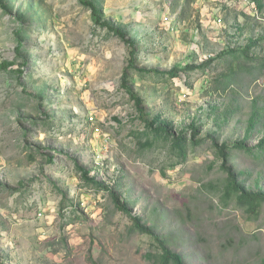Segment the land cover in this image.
<instances>
[{
	"label": "rangeland",
	"instance_id": "374dc122",
	"mask_svg": "<svg viewBox=\"0 0 264 264\" xmlns=\"http://www.w3.org/2000/svg\"><path fill=\"white\" fill-rule=\"evenodd\" d=\"M90 1L134 44L140 69L201 65L260 38L255 60L217 58L174 79L130 72L126 84L150 118L161 115L175 135L195 124L206 140L173 168L169 141L140 146L124 40L96 29L79 0H0V65L11 63L0 67V264H155L146 257L158 252L154 240L131 233V220L107 192L85 186L75 164L114 188L187 264H258L264 206L248 221L235 202L223 205L226 176L209 138L251 148L264 136L262 112L246 139L255 109L264 111V9L257 0ZM229 67L239 74L216 90ZM230 166L249 190L264 191V160L235 151Z\"/></svg>",
	"mask_w": 264,
	"mask_h": 264
},
{
	"label": "trees",
	"instance_id": "16d2710c",
	"mask_svg": "<svg viewBox=\"0 0 264 264\" xmlns=\"http://www.w3.org/2000/svg\"><path fill=\"white\" fill-rule=\"evenodd\" d=\"M79 2L92 12V17L94 19V27L96 29H101L107 31L108 35L116 36L120 38L121 40H124L130 47V59L128 66L125 68L123 72V86L126 89L127 94L129 97L134 101L135 107L137 109L139 117L136 119H140L144 124V132L139 134L140 136H145L146 140L144 143L140 142V146L142 150H145L147 148H152L155 145V142L162 139L165 141H169L171 144V151L172 153H175L178 157V163L172 164L170 167L174 168V165H183L188 159V153L192 150H194L196 147L201 145L206 140L198 139V136L200 135L199 129L195 126V124H192L189 128L183 129L180 133L177 135L172 134L171 130L167 123L162 122L161 115L154 116L150 118V114L144 110L143 107V101L134 94L133 90L127 86V78L131 71H134L139 74H153V75H160L168 77L169 79L179 78L182 74H185L187 77H189L192 73L196 71L205 72L207 68L211 65L212 61H215V59L220 58L223 60H227V58L230 56L232 57V61L228 63V65H231L233 60H238L239 58L243 57L246 59L255 60V58H252L249 56V52L251 49L256 47L260 41V38L257 40L250 41V44L246 47V49H233L227 52H224L220 55H218L216 58L209 60L208 62L201 64V65H186V66H175L173 69H171L169 72H161L158 70H145L140 69L137 67L136 64V55L137 51L134 46V44L128 40H126L125 34L122 30L114 27L109 22L103 21L102 19V12L98 8L97 5H95L90 0H79ZM258 8L260 11L264 9V1L263 0H257L256 1ZM264 39V36H262ZM23 47V43L18 45V51ZM11 63H3L0 65L1 68H7L10 66ZM245 67V68H244ZM240 66L238 68V72H245L248 74L253 73V69L255 67H246V66ZM241 69V70H240ZM260 69H264V61L262 62ZM240 70V71H239ZM233 68L229 67V72L226 74H223L219 80H217V85L215 86L216 90L223 89L225 90L228 88L232 82L234 81V78L239 74ZM20 76H23V71L20 72ZM263 110L255 109V112L253 114L252 119L250 120L249 127L247 129V136L246 139H248L252 133V131L256 127V119L260 118L262 116ZM150 118V119H149ZM117 121L118 125H120V121L118 119H115ZM188 130H191L192 135L188 136ZM136 134V133H134ZM137 135V134H136ZM152 137V139H150ZM211 141L212 148L215 151L216 157L219 161H221L220 170L222 173L226 176L225 180L223 181V188H222V196L221 201L225 207H228L231 203L235 202L245 213L247 216L248 221H254L258 219L260 211L262 207L264 206V191L258 190V191H252L249 190L245 182L239 180V175L243 174L241 172L238 174L234 171L233 167L230 166L232 162V154L233 152H243L247 156H249L252 160L261 162L264 160V136L258 141V143L254 147H247L245 141L235 142L232 144L229 143H222L220 144L215 139L209 138ZM212 168V167H211ZM75 170L76 173L79 174L82 179L84 180V185L94 189L96 192H107L109 196L112 199V202L114 204V207L116 210L121 212L124 216L128 217L132 224L130 226L129 231L134 234H141V235H147L148 237L152 238L154 242L156 243V247L158 248V252L156 254L148 253L146 254V257L153 261L155 264H187L183 255L176 253L175 251L171 250L165 239L161 236L157 235L153 228L150 226H147L143 219L135 215L133 213V210L129 207V205L122 200L121 196L116 193L114 188L111 186H108L107 184H104L103 182L98 181L95 177L90 176V171L84 169L83 167L79 166L78 164H75ZM23 185V184H22ZM210 187H213L212 185ZM1 189H7L5 186L0 184V190ZM12 192H17L12 191ZM72 216L70 217H76V219H81V213L79 206H72ZM70 221H72L70 218ZM2 264V263H1ZM93 264H100L93 260ZM258 264H264V258L258 263Z\"/></svg>",
	"mask_w": 264,
	"mask_h": 264
},
{
	"label": "built area",
	"instance_id": "2783aa9c",
	"mask_svg": "<svg viewBox=\"0 0 264 264\" xmlns=\"http://www.w3.org/2000/svg\"><path fill=\"white\" fill-rule=\"evenodd\" d=\"M90 120L93 121V118L91 117Z\"/></svg>",
	"mask_w": 264,
	"mask_h": 264
}]
</instances>
